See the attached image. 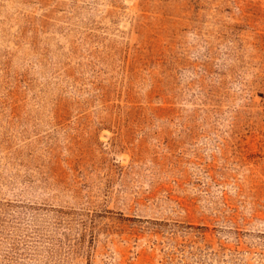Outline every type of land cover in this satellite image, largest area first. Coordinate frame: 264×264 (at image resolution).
<instances>
[{"label": "rangeland", "instance_id": "rangeland-1", "mask_svg": "<svg viewBox=\"0 0 264 264\" xmlns=\"http://www.w3.org/2000/svg\"><path fill=\"white\" fill-rule=\"evenodd\" d=\"M0 264H264V0H0Z\"/></svg>", "mask_w": 264, "mask_h": 264}]
</instances>
